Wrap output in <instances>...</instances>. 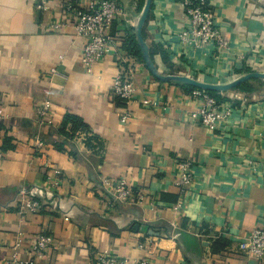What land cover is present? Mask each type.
<instances>
[{
  "label": "crops",
  "instance_id": "obj_1",
  "mask_svg": "<svg viewBox=\"0 0 264 264\" xmlns=\"http://www.w3.org/2000/svg\"><path fill=\"white\" fill-rule=\"evenodd\" d=\"M45 1L39 10L29 0H0V257L11 256L20 234L19 258L33 264H94L98 249L126 264L143 257L148 264H264L237 247L264 226V82L226 91L232 114L209 129L190 118L198 103L184 84L156 80L139 62L135 97L149 94L155 105L130 103L124 124L125 105L110 93L119 55L87 71L65 0ZM116 1L123 14L112 33L122 39L134 33L144 0ZM207 1L228 48L179 54L182 8L178 0H152L142 36L156 67L211 82L264 72V0ZM43 104L49 113L41 122ZM67 116L100 139L101 158L80 130L64 125ZM186 160L193 178L182 189L177 162ZM102 177L125 178L143 201H110ZM22 188L41 203L37 212H18ZM41 232L55 244L36 258L31 246Z\"/></svg>",
  "mask_w": 264,
  "mask_h": 264
},
{
  "label": "built area",
  "instance_id": "obj_2",
  "mask_svg": "<svg viewBox=\"0 0 264 264\" xmlns=\"http://www.w3.org/2000/svg\"><path fill=\"white\" fill-rule=\"evenodd\" d=\"M36 4L40 10L46 9L45 0H29ZM185 22L177 32V51L179 54L187 50L198 51H221L228 48V43L214 21L210 6L207 0H178ZM64 12L70 15L72 27L75 36L83 39L81 46L80 62L82 66L90 71L97 62L104 60L109 55H119L118 71L112 82L111 96L120 98L125 107L120 114V122L127 123L132 118L129 104L139 102L144 107L155 105L153 97L145 94L140 99L135 97V73L137 72L139 62L132 56L123 52L121 40L112 33L114 20L123 14L122 8L116 0H65ZM129 22V19L126 20ZM162 72V71H161ZM221 94V100L203 89H192L189 95L192 100L198 104L190 111V118L205 128L214 129L226 124L233 111L232 99H225V92ZM234 96H232L233 98ZM48 104H43L36 109L40 121L44 122L49 113ZM1 115V111H0ZM83 141L89 136L82 130L77 131ZM41 141H36V146H41ZM98 157H102L103 149H97ZM2 149L0 147V157ZM192 161L186 160L177 162L179 171L175 181L180 188L190 185L193 178ZM59 174V171H55ZM56 184V182H54ZM100 188L107 194L110 201L130 204L141 203L144 195L140 191H135L125 178H107L100 179ZM19 194L24 199L18 204V212L26 214L35 213L40 209L41 203L38 199L28 195V189L22 188ZM23 216V215H21ZM22 238L20 234L16 237L12 247L11 256H1L0 261L5 264H33L31 259L19 258L18 249L21 246ZM55 244L54 238L45 232L34 236L31 252L36 258L43 256ZM238 250L247 256L262 260L264 257V226L260 225L253 228L246 235L240 237L237 242ZM94 264H126L118 255L109 252L106 249H98L92 253ZM136 264H148L146 257L141 258Z\"/></svg>",
  "mask_w": 264,
  "mask_h": 264
},
{
  "label": "water",
  "instance_id": "obj_3",
  "mask_svg": "<svg viewBox=\"0 0 264 264\" xmlns=\"http://www.w3.org/2000/svg\"><path fill=\"white\" fill-rule=\"evenodd\" d=\"M151 4L152 0H144L142 10L137 16L134 33L139 45L143 64L149 74L156 80H159L161 82L188 84L198 89L215 92H226L232 90L248 80H261L264 82V72L259 71L246 72L226 82H211L200 80L187 75L167 74L161 72L152 61L147 44L142 36V29L151 8Z\"/></svg>",
  "mask_w": 264,
  "mask_h": 264
},
{
  "label": "trees",
  "instance_id": "obj_4",
  "mask_svg": "<svg viewBox=\"0 0 264 264\" xmlns=\"http://www.w3.org/2000/svg\"><path fill=\"white\" fill-rule=\"evenodd\" d=\"M121 39V38H118ZM121 47L123 52H125L126 54L134 57L138 62H142V57H141V52L139 49V45L135 36V33L131 32V31H126V37L122 38L121 40ZM253 70H246L245 72H250ZM257 81V80H254ZM249 82L246 81L242 84H240L238 87H236V89L242 90V91H252L254 90L252 88L251 84H248ZM184 86L187 88L188 91H191L192 89H195V87L188 85V84H184ZM210 94L214 95L216 98L218 99H222L221 98V94H219L218 92L215 91H208ZM116 97V96H114ZM118 100H120L123 104V106L125 105L124 102L116 97ZM67 123H69L71 125L72 128V132H75L76 130H82L84 132H86L89 136L86 138V146L90 149H93L96 147V145H100V139H98L95 135H93L91 132H89L87 130V127L81 122V120H79L76 117L73 116H67L64 122V125H66ZM65 129V128H64ZM65 133V132H63ZM1 149L4 150V146H1Z\"/></svg>",
  "mask_w": 264,
  "mask_h": 264
},
{
  "label": "rangeland",
  "instance_id": "obj_5",
  "mask_svg": "<svg viewBox=\"0 0 264 264\" xmlns=\"http://www.w3.org/2000/svg\"><path fill=\"white\" fill-rule=\"evenodd\" d=\"M257 82H260V81H258V80L257 81H251L248 84H251L252 85V84L257 83ZM263 90H264V87H263Z\"/></svg>",
  "mask_w": 264,
  "mask_h": 264
}]
</instances>
